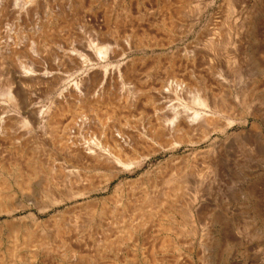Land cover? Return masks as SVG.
Returning <instances> with one entry per match:
<instances>
[{
    "label": "rangeland",
    "instance_id": "rangeland-1",
    "mask_svg": "<svg viewBox=\"0 0 264 264\" xmlns=\"http://www.w3.org/2000/svg\"><path fill=\"white\" fill-rule=\"evenodd\" d=\"M204 92L206 108L195 103ZM75 96L98 106L83 130ZM154 106L161 118L176 107L211 123L193 124L176 143L142 140L136 133L158 125ZM1 120L0 184L13 185L0 207L3 264H264V0H0ZM72 123L79 140L103 129L137 140V162L108 184L107 174L91 175L81 199L57 148ZM127 181L135 183L117 195ZM177 185L185 192L141 225L133 210L145 193L155 206ZM22 233L47 237L48 247L27 245Z\"/></svg>",
    "mask_w": 264,
    "mask_h": 264
},
{
    "label": "bare ground",
    "instance_id": "bare-ground-1",
    "mask_svg": "<svg viewBox=\"0 0 264 264\" xmlns=\"http://www.w3.org/2000/svg\"><path fill=\"white\" fill-rule=\"evenodd\" d=\"M173 5V4H172ZM171 5V6H172ZM170 6V5H169ZM168 7V5L166 6ZM178 8V7H177ZM174 9V8H173ZM168 10V13L169 15H179L180 12L179 10H176V11H173L171 8H167ZM168 17V16H167ZM173 17V16H172ZM171 17V18H172ZM170 18V20H171ZM173 22V21H172ZM119 27H120V24H118ZM124 25V24H122ZM121 25V27H123ZM135 25V24H134ZM135 27V26H133ZM138 27V26H137ZM117 28V26H116ZM127 28V27H126ZM125 28V29H126ZM139 29V27H138ZM137 29V31H138ZM111 30V29H110ZM120 30V29H119ZM118 30V31H119ZM124 30V29H123ZM136 31V32H137ZM147 31V30H146ZM128 33V32H126ZM135 33V32H134ZM138 34V33H137ZM136 34V35H137ZM145 34V33H144ZM129 37V36H128ZM140 37V35H139ZM74 53V52H73ZM105 53V51L102 49L101 50V53L100 54H103ZM74 56V55H73ZM21 69L24 71V73H29V72H33V70L31 68H29L28 66H21ZM137 70V69H136ZM138 72V71H136ZM120 74V73H119ZM134 74V73H133ZM121 75V74H120ZM104 76V75H103ZM132 76V75H131ZM96 78V77H95ZM132 85V84H130ZM77 91H81L80 93H82L83 91L81 90V86H79L77 88ZM148 90H146L142 85H139V84H133L132 87H130V92L132 93H135L137 95H144L147 97L148 99V102L152 101V98L148 95L147 93ZM177 91V90H176ZM179 91V89H178ZM85 92V91H84ZM96 92V91H95ZM206 92V91H205ZM200 93L196 96V99H195V103L197 105H200L204 108L208 107V104L210 103V100L211 98L208 96L207 93ZM89 93V91H88ZM10 97L13 98L12 94H10ZM151 100H149V98ZM61 99H64L63 95L61 97ZM75 102H76V106L73 108V113H74V117H73V120L76 119V118H81L82 120L79 121V122H75L76 124H78V126L80 125L81 129L83 130V128L86 126V123H87V116H86V113L87 111H97L96 108H98L97 105H94L95 103H91L90 105L88 104L85 105L83 103V101H81V98H79L78 96H75ZM100 102V101H99ZM90 103V102H88ZM94 105V106H93ZM109 105V104H108ZM62 106V105H61ZM55 107V106H54ZM22 108V107H21ZM65 108V107H64ZM61 109V108H60ZM70 109V108H69ZM162 108H159L158 106H154V112L157 116V120H158V125L157 126H153V127H150L148 129V132H146V130L143 132H138L136 134H138V138H141L142 140L143 139H147L150 137V140H156L160 143L162 138H164V136H168L170 138V143H176V142H180L183 140V137L186 136V134H189L190 132H192L194 130V127H193V124L195 123H198L199 121H204V125H209L211 122L209 121L208 119V114H204V113H201V112H193V113H189L188 111H180V109L176 108V107H171V117H168V118H161L159 117V115L161 114L160 112ZM43 111V110H42ZM51 111H49L50 113ZM58 112V111H57ZM112 112V111H111ZM43 113V112H42ZM45 113V112H44ZM50 116V115H48ZM59 116H61L60 114L59 115H54L52 116L51 118H48V125L49 126H52V127H56L59 123H58V118ZM115 116V112H112L110 114H107V118L108 117H114ZM110 119V118H109ZM37 120V119H36ZM59 120H61L59 118ZM89 120V119H88ZM34 121V120H32ZM5 123L1 120L0 121V132L3 131L5 129ZM44 124V123H43ZM73 125V123L71 125H69V128H64V130L61 132V136L58 138V145H57V148H61V149H64L66 151L65 153V160H66V164H70L71 167L69 168H65L68 173V175L70 176L69 179H72V183L74 184V186L76 185L78 188L77 190H75V192H73V197L75 199H81L83 197H86V196H89L90 195V192H92V188L88 187L86 188V185L87 183H85V187L84 186H79V184L83 183V181H85V179H89V177H91V175L93 176L94 174L96 173H105L107 174L109 177L108 179H106L105 181V184H108L110 181H112L113 179L119 177L122 173H123V170L127 167H130L132 166L133 164H135L137 162V160L139 159L138 156H137V152H136V149H135V146L137 145H134L133 146V143L134 144H137L136 143V139L134 138V136H126L125 134H123V132H120V131H117L116 129H103L101 130L99 133H95L93 136L92 139H90L89 141L85 140V139H82V140H79L80 138H77V135H79V132H75L74 131V127H71ZM88 125V124H87ZM156 125V124H155ZM7 129V128H6ZM56 129V128H55ZM5 131V130H4ZM95 131V130H94ZM55 132V131H54ZM91 132V131H90ZM3 133V132H2ZM128 134V133H127ZM149 137H148V136ZM82 136L84 137V135L82 134ZM161 139V140H160ZM186 140V139H185ZM60 150V149H59ZM22 153V152H20ZM21 155V154H19ZM53 156V155H52ZM27 161V160H26ZM25 161V162H26ZM31 161V160H30ZM8 163V162H7ZM13 163V162H12ZM20 163V162H19ZM16 164V163H15ZM35 164V163H34ZM45 164V163H44ZM5 165V163H4ZM33 165V163H32ZM6 166V165H5ZM19 166H21L19 164ZM26 166V165H25ZM36 166V165H35ZM51 166V165H50ZM63 166V165H62ZM61 166V167H62ZM66 166V165H65ZM2 167V166H1ZM7 167V166H6ZM23 166H21V169ZM60 167V165H59ZM20 168V167H19ZM34 168V167H32ZM10 169V168H8ZM13 169V168H12ZM26 170V169H24ZM35 170V169H34ZM54 170V169H53ZM56 170V169H55ZM54 170V171H55ZM11 171V170H9ZM14 171V170H13ZM59 171V170H58ZM57 171V173H58ZM17 172V171H16ZM23 172V171H22ZM38 172V171H37ZM37 172H33V175H37ZM53 172V171H52ZM60 174L62 173V171H59ZM64 172V171H63ZM65 172V174H66ZM24 173V172H23ZM29 173V171H28ZM32 173V171H31ZM15 173H13L14 175ZM27 174V173H26ZM59 174V173H58ZM59 174V175H60ZM6 175V174H5ZM22 175V174H21ZM30 175V174H29ZM97 175V174H96ZM103 175V174H102ZM38 176V175H37ZM36 176V177H37ZM40 176V175H39ZM52 176V175H50ZM64 176V175H63ZM95 176V175H94ZM6 177V176H5ZM14 177H16V184L20 183L21 185L22 184H25L23 185L24 187H20V189H22V191H29L30 189H28V186L26 185V181L24 180H20L19 177V174L16 173V175H14ZM28 177V176H27ZM26 177V178H27ZM44 177V176H43ZM55 177V176H54ZM57 177V176H56ZM60 177V176H59ZM103 177V176H102ZM4 178V177H3ZM34 178V176H33ZM47 178V177H46ZM62 179V177H60ZM64 178V177H63ZM67 178V177H66ZM13 179V178H12ZM22 179V177H21ZM57 179V178H56ZM164 179V178H163ZM162 179V180H163ZM33 180V179H32ZM49 180V179H48ZM91 180V179H90ZM165 180V179H164ZM170 180V179H169ZM180 180V179H179ZM29 181V180H28ZM27 181V183H29ZM50 181V180H49ZM68 181V180H67ZM168 181V180H167ZM1 182H2V179H1ZM10 182V181H9ZM6 180L4 182H2L0 184V207H2L4 205V198L7 197V194L11 189H12V186L13 185H9ZM15 182V181H13ZM86 182V181H85ZM164 182V181H163ZM169 182V181H168ZM180 182V181H179ZM51 183V182H50ZM54 183V181H53ZM69 183V181H68ZM100 183V182H99ZM135 181H127L125 183H121L115 190V193L118 195L117 192L119 191H123L124 188H129L132 184L134 185ZM166 183V182H165ZM173 183V182H172ZM183 183V182H182ZM180 182V184H182ZM12 184V183H11ZM15 184V185H16ZM64 184V183H63ZM66 184V183H65ZM168 184V183H167ZM47 185V184H45ZM52 185V184H51ZM68 185V184H67ZM70 185V184H69ZM68 185V186H69ZM165 185V184H163ZM174 185V183H173ZM49 186V185H48ZM47 186V187H48ZM53 186V185H52ZM51 186V187H52ZM90 186V184H89ZM154 186V185H153ZM168 186V185H167ZM172 186V185H171ZM175 186V185H174ZM186 186V185H185ZM185 186H182V185H177L176 187H174L173 190L171 191H167L165 190L166 192L161 193L162 195V198L161 197H158V198H161V200H159L158 202H154L155 203V206L154 204L151 202V203H148L147 202V199L144 195V199H142V203L138 202L137 205H135L136 207L134 208V215L138 216L140 218V222H142L141 225H143L144 222L146 221H149L151 219V217L153 216L152 215V212L154 213V211H152L153 209H158L160 208L161 206L163 207L166 203H168L169 205V201L172 199V197L174 196H177L179 194H181L182 192L184 193L185 192ZM63 187V186H62ZM133 187V186H132ZM44 188V187H43ZM50 188V187H48ZM67 188V187H66ZM153 188V187H152ZM158 188V186H157ZM164 188V187H163ZM162 188V190H163ZM65 189V188H64ZM161 189V187H160ZM170 189H172V187H170ZM48 190V189H47ZM50 190V189H49ZM129 190V189H128ZM132 190V189H131ZM156 190V189H155ZM69 191V190H68ZM97 191V190H96ZM121 191V192H122ZM30 192V191H29ZM28 192V193H29ZM67 192V191H66ZM148 192V191H147ZM49 193V192H48ZM62 193V192H61ZM70 193V192H68ZM123 193V192H122ZM155 193V192H154ZM158 193V192H157ZM121 194V193H120ZM156 194V193H155ZM60 195V194H59ZM10 196V195H9ZM123 196V194H122ZM52 197V196H51ZM60 197V196H59ZM70 197V196H69ZM121 197V196H120ZM119 197V198H120ZM150 197V196H149ZM157 196H155L156 198ZM53 198V197H52ZM68 198V197H67ZM117 198V197H116ZM117 198V199H119ZM124 198V197H122ZM154 198V199H155ZM178 198V197H177ZM51 199V198H50ZM70 199V198H69ZM72 199V198H71ZM112 199V198H111ZM121 199V198H120ZM153 199V198H152ZM105 200L106 199H103L102 201H98V200H94L92 202H89L88 204V207H91L92 210L94 208H97L100 206V204H105ZM115 200V199H114ZM140 200V199H139ZM149 200V199H148ZM177 200V199H176ZM51 202V200H49ZM63 201H66V199H64ZM157 201V200H156ZM9 202V200H8ZM7 202V203H8ZM118 203V200L115 201ZM114 202V203H115ZM137 202V201H135ZM54 203V202H53ZM52 203V204H53ZM58 203V202H56ZM122 203V202H121ZM55 204V203H54ZM120 204V203H119ZM130 204V203H129ZM132 204V203H131ZM8 205V204H7ZM121 205V204H120ZM119 205V206H120ZM87 206V205H86ZM133 206V205H132ZM4 207V206H3ZM6 207V206H5ZM4 207V208H5ZM169 207V206H168ZM83 208V206H82ZM125 208V206H124ZM129 208V207H128ZM89 209V208H88ZM121 209V208H120ZM5 210V209H3ZM8 210V209H7ZM6 210V211H7ZM93 210V211H94ZM106 210V209H105ZM114 210V209H113ZM112 210V211H113ZM126 210V209H125ZM170 210V209H169ZM132 211V212H133ZM173 211V210H172ZM114 212V211H113ZM131 212V213H132ZM107 213V212H105ZM120 213V212H119ZM122 213V212H121ZM157 213H159L157 211ZM163 213H166L163 211ZM169 213V212H167ZM171 213V212H170ZM108 214V213H107ZM127 214V213H126ZM155 214V213H154ZM63 215V214H62ZM65 215V213H64ZM116 215V214H115ZM118 215V213H117ZM159 215V214H158ZM157 215V216H158ZM120 216V215H119ZM117 216V217H119ZM115 217V216H114ZM126 218L125 219H128L127 216H125ZM129 217V215H128ZM131 217V216H130ZM163 217V215H162ZM165 217V216H164ZM59 218V217H57ZM55 218V219H57ZM132 218V217H131ZM167 218V217H166ZM165 218V221H166V224L164 225V228L166 230H169L170 229V225L169 223H167V220ZM53 219V220H55ZM171 219V218H170ZM115 221V220H114ZM129 221V220H128ZM91 222V220H90ZM116 222H120L119 221H116ZM122 222H125V220H123ZM132 222V221H131ZM169 222V221H168ZM148 223V222H147ZM146 223V224H147ZM113 224V223H112ZM117 224V223H116ZM119 225V224H118ZM114 226V224H113ZM134 226V225H133ZM135 227V226H134ZM116 228V227H115ZM130 228V229H129ZM127 228V230L125 229L126 232H129L131 230V227ZM139 228V227H138ZM61 229V228H60ZM121 229V228H120ZM137 229V228H136ZM62 230V229H61ZM117 230V229H116ZM63 231V230H62ZM114 231V230H113ZM124 231V230H123ZM116 232V231H115ZM137 232V231H136ZM1 233V232H0ZM16 233V232H15ZM21 233V232H20ZM30 233V232H29ZM29 233H22L23 234V239H24V242L29 243V244H33V243H39L40 245H44L46 244L45 243V238L47 237H43V239H37L38 237H34L32 234H29ZM61 233V232H58V234ZM18 234V232H17ZM117 234V233H116ZM19 235V234H18ZM126 235V234H125ZM130 235V234H129ZM14 236V235H13ZM22 236V235H21ZM36 236V235H35ZM59 236V235H58ZM61 236V234H60ZM114 236V235H113ZM15 239H16V242L20 240V236H16L15 235ZM107 237V236H106ZM105 237V238H106ZM124 237V236H123ZM41 238H42V235H41ZM111 238H113L111 236ZM109 239V238H108ZM107 239V240H108ZM125 239V237H124ZM128 240V239H127ZM49 242V241H48ZM102 242V241H101ZM168 243V241H166ZM23 243V242H22ZM116 243V242H115ZM1 244V242H0ZM16 244V243H15ZM24 244V245H26ZM48 244V243H47ZM46 244V245H47ZM28 245V244H27ZM119 245V244H118ZM37 246V244H36ZM116 246V245H114ZM167 246V245H166ZM27 247V246H26ZM40 247V246H39ZM43 247H48V246H43ZM112 247V246H111ZM70 248V247H69ZM117 248V247H116ZM71 249V248H70ZM69 249V250H70ZM109 249V248H108ZM48 250V249H47ZM76 249H73V251H75ZM71 251V250H70ZM12 254L13 255H16L15 253L17 252V249L16 247L14 248V250H12ZM69 253V252H68ZM72 253V252H70ZM74 253V252H73ZM72 253V254H73ZM77 253V252H76ZM80 253V251H79ZM81 254V253H80ZM68 255V254H67ZM74 255V254H73ZM76 255V254H75ZM78 255V254H77ZM0 264H3V261L2 259L0 260ZM90 264V263H89Z\"/></svg>",
    "mask_w": 264,
    "mask_h": 264
}]
</instances>
